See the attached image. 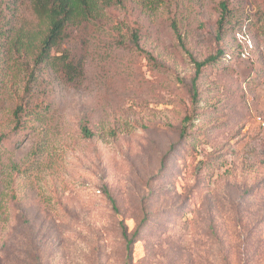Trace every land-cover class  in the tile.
<instances>
[{"label": "rangeland", "instance_id": "374dc122", "mask_svg": "<svg viewBox=\"0 0 264 264\" xmlns=\"http://www.w3.org/2000/svg\"><path fill=\"white\" fill-rule=\"evenodd\" d=\"M39 26L0 0V264H264V0H125L74 82H29Z\"/></svg>", "mask_w": 264, "mask_h": 264}, {"label": "trees", "instance_id": "16d2710c", "mask_svg": "<svg viewBox=\"0 0 264 264\" xmlns=\"http://www.w3.org/2000/svg\"><path fill=\"white\" fill-rule=\"evenodd\" d=\"M125 0H30L32 11L39 22L40 30L28 39L29 47L34 46V68L29 75V82H37L39 74L46 69L60 70L63 78L74 82L82 76V69L70 60L67 54L54 52L67 38V32L71 27H79L86 23L96 22L104 17L107 9L121 6ZM223 17L219 24V36L224 33L225 25L230 17L231 10L226 4L221 5ZM4 44L16 53L25 50L26 42L5 41ZM221 53L209 58L203 63H197V74L200 75L204 67L214 65L219 60ZM126 249L129 254L132 251L133 240L126 237ZM131 260L129 256L128 261ZM128 264V263H127Z\"/></svg>", "mask_w": 264, "mask_h": 264}]
</instances>
